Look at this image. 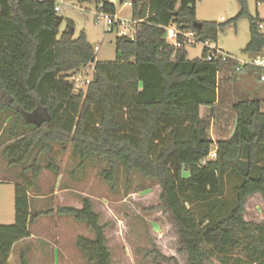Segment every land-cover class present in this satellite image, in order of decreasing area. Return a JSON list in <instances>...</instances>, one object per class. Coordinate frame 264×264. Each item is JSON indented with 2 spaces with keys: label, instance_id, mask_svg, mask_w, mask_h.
Segmentation results:
<instances>
[{
  "label": "trees",
  "instance_id": "obj_1",
  "mask_svg": "<svg viewBox=\"0 0 264 264\" xmlns=\"http://www.w3.org/2000/svg\"><path fill=\"white\" fill-rule=\"evenodd\" d=\"M96 1L98 11L116 15L110 0ZM130 1L132 19L140 21L134 38L117 37V60L95 63L85 33L75 39L71 22L60 31L57 1L0 0V112L14 117V141L5 154L15 166L34 155L27 168L32 179L16 187L15 223L0 225V264H11L15 245L31 238V225L48 214H33L29 194L37 189L40 157L49 155L55 143L71 144L81 165L90 158L107 160L103 175L112 185L120 168L128 176L139 173L158 182L160 207L172 218L187 264H264V222L245 219L248 200L255 195L264 199L262 101L234 105L232 137L219 140L217 158L204 164L214 142L201 108L214 114L218 75L233 64L208 61L206 48L201 58L190 60L187 48L176 50L165 40V27L176 25L195 32L200 44L217 43L226 25L198 21L199 0ZM238 2L241 10L232 22L249 19L251 38L244 52L256 57L264 52L263 21L250 15L247 0ZM94 63L93 81L76 92L70 79ZM20 126L29 132L20 136ZM49 162L48 169L58 174ZM231 177L237 182L229 200ZM57 214L71 216L93 232L94 239L77 241L88 264H114L90 199L83 200L81 209L59 208ZM166 261L158 255L153 264ZM21 264H28L25 257Z\"/></svg>",
  "mask_w": 264,
  "mask_h": 264
},
{
  "label": "rangeland",
  "instance_id": "obj_2",
  "mask_svg": "<svg viewBox=\"0 0 264 264\" xmlns=\"http://www.w3.org/2000/svg\"><path fill=\"white\" fill-rule=\"evenodd\" d=\"M110 1L117 8L114 18L125 23L123 27L115 26L113 32H109L103 19L97 21V15L104 17V14L98 11L96 0L57 1L61 7L59 16L63 18L60 31L67 30L71 22L75 39L85 33L95 50V63L116 61L117 37L133 34L132 7L127 4L130 0H124L123 4L120 0ZM247 3L250 15L259 16L264 25V4L257 5L256 0H247ZM196 9L198 21L226 25L218 35L217 44L221 50L238 58L248 57L244 51L250 43V21L245 17L232 22L241 10L238 0H199ZM187 51L190 60L201 58L204 45L198 43L187 47ZM89 74L93 75L92 69ZM218 79V103L214 114L209 107L201 108V116L211 122L214 144L232 137L237 124L233 108L236 103L260 100L264 112V83L259 81V70L239 74L228 65L222 67ZM13 122L12 113L0 112V225L15 223L16 187L24 186L26 179L31 180L33 175L27 168L33 164L34 155L23 166H15L5 154L14 141L11 137ZM17 132L24 136L29 130L20 126ZM50 160L58 167V174L48 169ZM40 163L42 172L37 189L30 190L29 194L30 208L33 214H48L31 225L34 237L15 247L11 264H21L23 257L28 264H88L86 256L77 247V241L80 237L94 239L93 232L85 223L57 214L59 208L81 209L84 199H90L94 211L100 215L114 264H153L158 255L167 259L164 264H187V255L181 252L172 218L160 207L162 188L158 182L139 173L128 176L120 168L115 185H112L103 175L109 169L107 160L90 158L81 165V159L74 154L71 144L66 147L52 144V151L40 157ZM236 182L234 177L227 180L226 196L229 200L234 196ZM245 219L264 222L262 196L255 195L248 200ZM211 264L219 263L215 260Z\"/></svg>",
  "mask_w": 264,
  "mask_h": 264
},
{
  "label": "built area",
  "instance_id": "obj_3",
  "mask_svg": "<svg viewBox=\"0 0 264 264\" xmlns=\"http://www.w3.org/2000/svg\"><path fill=\"white\" fill-rule=\"evenodd\" d=\"M39 2H43L46 0H37ZM58 1V0H54ZM111 2V1H110ZM112 3V2H111ZM130 7H132V2L129 1L127 3ZM55 11L57 13H60L61 7L59 4L55 7ZM100 12V11H99ZM102 13V12H100ZM104 14V13H102ZM97 21L100 22L102 19L105 22L106 28L111 32L113 28L116 26L123 27L125 25L124 22H122L119 19H115L114 16L104 14V17L102 15H97ZM140 21H134L133 25V34L131 36L122 34V36H128L130 38H134L135 35V27L138 25ZM260 29L264 32V25L259 26ZM166 30V36L165 40L168 44L173 46L176 50L187 48L190 46H194L198 44V38L196 36V33L193 31L185 32L179 28H177L176 25H170L168 27H165ZM204 48L208 50L207 60L213 61L220 59L223 63L230 62L233 64V67L236 71V73L239 74H245L248 73L251 70H259L260 71V82L264 83V52L257 55L256 57H247V58H238L237 56H231L229 54H226L223 50H221L217 43L215 42H207L204 43ZM98 50V47H97ZM94 70V66H88L84 68L82 71L76 73L70 81L75 87L76 92H79L82 89L87 88L91 82L93 81V75L91 76L89 74L90 70ZM217 158V149L212 150L210 155L203 161L204 164H206L208 161L215 160Z\"/></svg>",
  "mask_w": 264,
  "mask_h": 264
},
{
  "label": "crops",
  "instance_id": "obj_4",
  "mask_svg": "<svg viewBox=\"0 0 264 264\" xmlns=\"http://www.w3.org/2000/svg\"><path fill=\"white\" fill-rule=\"evenodd\" d=\"M219 76V75H218ZM219 80V79H218ZM260 81V80H259ZM218 103V102H217ZM210 137L212 138V134L214 133V132H212V125H210ZM218 142V141H217ZM216 142V143H217ZM214 149H217V146H216V144H214V146H213V150ZM31 197V196H30ZM31 232V231H30ZM34 237V235H33V233L31 232V238H33ZM31 238H29V239H31ZM27 240V239H26ZM26 240H23V241H21V242H19V243H17L16 245H15V247L17 246V245H19L20 243H23L24 241H26ZM15 247H14V249H15ZM14 249H13V251H14ZM11 260V259H10ZM10 263H11V261H10Z\"/></svg>",
  "mask_w": 264,
  "mask_h": 264
},
{
  "label": "water",
  "instance_id": "obj_5",
  "mask_svg": "<svg viewBox=\"0 0 264 264\" xmlns=\"http://www.w3.org/2000/svg\"><path fill=\"white\" fill-rule=\"evenodd\" d=\"M120 3L123 4L124 3V0H120ZM70 33L72 34V31H70Z\"/></svg>",
  "mask_w": 264,
  "mask_h": 264
}]
</instances>
